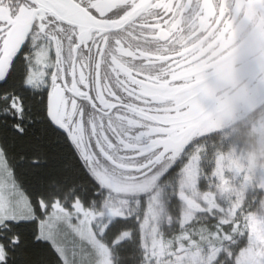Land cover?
Returning <instances> with one entry per match:
<instances>
[{"label": "snow or ice", "instance_id": "1", "mask_svg": "<svg viewBox=\"0 0 264 264\" xmlns=\"http://www.w3.org/2000/svg\"><path fill=\"white\" fill-rule=\"evenodd\" d=\"M202 0H0V264H264V182L197 126Z\"/></svg>", "mask_w": 264, "mask_h": 264}, {"label": "flooded vegetation", "instance_id": "2", "mask_svg": "<svg viewBox=\"0 0 264 264\" xmlns=\"http://www.w3.org/2000/svg\"><path fill=\"white\" fill-rule=\"evenodd\" d=\"M195 24L185 37L189 76L208 112V117L198 113L195 123L219 129L221 137L235 135L264 108L238 121L264 100V91L245 94L264 83V0H202Z\"/></svg>", "mask_w": 264, "mask_h": 264}, {"label": "rangeland", "instance_id": "3", "mask_svg": "<svg viewBox=\"0 0 264 264\" xmlns=\"http://www.w3.org/2000/svg\"><path fill=\"white\" fill-rule=\"evenodd\" d=\"M263 89L264 83L257 82L252 89L246 90L245 94L258 95L264 91ZM248 127L253 135V142L257 144L259 150L264 151V108L254 116ZM221 138L224 142L223 157L227 160L228 166L245 172L249 182H264V153L261 155L255 153L239 142L235 135L225 133Z\"/></svg>", "mask_w": 264, "mask_h": 264}, {"label": "trees", "instance_id": "4", "mask_svg": "<svg viewBox=\"0 0 264 264\" xmlns=\"http://www.w3.org/2000/svg\"><path fill=\"white\" fill-rule=\"evenodd\" d=\"M235 133H237L235 134V137H237L239 139V142H241L244 146L249 147L252 151L259 155L264 153V151L259 150L256 146L257 144L253 142V135L248 127L240 128Z\"/></svg>", "mask_w": 264, "mask_h": 264}, {"label": "water", "instance_id": "5", "mask_svg": "<svg viewBox=\"0 0 264 264\" xmlns=\"http://www.w3.org/2000/svg\"><path fill=\"white\" fill-rule=\"evenodd\" d=\"M248 41V40H247ZM247 41H245L244 43H242L240 46H239V50L242 49L244 47V45L247 44ZM231 56V55H229ZM228 57V56H227ZM262 68L264 67V65L261 66ZM264 105V100L262 102H260L258 105H256L254 108H252L251 110H248L246 111L244 114H242L240 116V118L238 119V121L244 119L245 117H247L248 115L252 114L253 112L257 111L261 106Z\"/></svg>", "mask_w": 264, "mask_h": 264}]
</instances>
